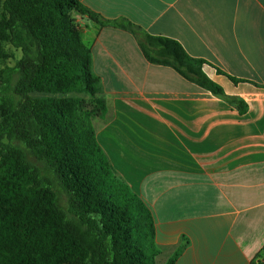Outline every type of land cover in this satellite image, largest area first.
I'll return each mask as SVG.
<instances>
[{
    "label": "crops",
    "instance_id": "0c3cea01",
    "mask_svg": "<svg viewBox=\"0 0 264 264\" xmlns=\"http://www.w3.org/2000/svg\"><path fill=\"white\" fill-rule=\"evenodd\" d=\"M78 2L104 21L177 41L206 62L203 72L227 97L247 106L241 114L148 63L127 30L74 14L106 105L96 140L151 212L155 263L181 246L175 264L264 260V0Z\"/></svg>",
    "mask_w": 264,
    "mask_h": 264
},
{
    "label": "trees",
    "instance_id": "16d2710c",
    "mask_svg": "<svg viewBox=\"0 0 264 264\" xmlns=\"http://www.w3.org/2000/svg\"><path fill=\"white\" fill-rule=\"evenodd\" d=\"M2 10L0 44L21 57L0 69V264H156L151 212L96 140L94 120L106 105L73 14L127 30L148 63L173 69L239 113L246 104L227 97L203 72L206 62L177 41L104 21L78 0H4Z\"/></svg>",
    "mask_w": 264,
    "mask_h": 264
},
{
    "label": "rangeland",
    "instance_id": "374dc122",
    "mask_svg": "<svg viewBox=\"0 0 264 264\" xmlns=\"http://www.w3.org/2000/svg\"><path fill=\"white\" fill-rule=\"evenodd\" d=\"M3 1L4 0H0V15L2 14V11H3L2 10ZM74 14H77V13H74ZM74 14H73V17H74ZM74 19H75V17H74ZM76 21L80 27V25H82V24L80 23L79 20H76ZM0 50L5 55L4 57L0 58V69H4L5 67H13L15 65L16 60H18L21 57V54L18 50L13 49L10 45H8L6 43L0 44ZM95 121L96 120H94V125L97 128H99V126L97 125V123ZM60 203L62 205L66 204V198L62 193L60 194ZM148 256H149V254H148Z\"/></svg>",
    "mask_w": 264,
    "mask_h": 264
}]
</instances>
